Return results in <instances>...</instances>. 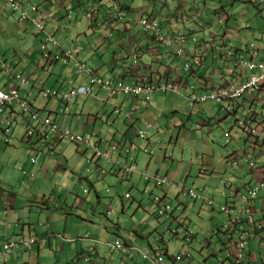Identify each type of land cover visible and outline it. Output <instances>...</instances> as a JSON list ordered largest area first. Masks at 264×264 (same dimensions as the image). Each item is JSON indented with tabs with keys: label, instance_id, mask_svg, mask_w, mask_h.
Listing matches in <instances>:
<instances>
[{
	"label": "rangeland",
	"instance_id": "rangeland-1",
	"mask_svg": "<svg viewBox=\"0 0 264 264\" xmlns=\"http://www.w3.org/2000/svg\"><path fill=\"white\" fill-rule=\"evenodd\" d=\"M119 1L123 5L132 7V15L135 17L145 13L144 9L146 7H148V12H151L153 7H155L154 15L159 16L165 15L167 11L181 4L177 0H168L167 3H165L166 0ZM203 1L198 0V3L203 4ZM185 3L187 4L188 1L185 0ZM207 3L208 6H226L221 12L228 13L230 16V19L223 17L224 21L227 22V27L238 31L242 35V40L246 38L258 39V44L264 46V6L258 7L244 0L235 1L234 3H232V0H215L214 2L210 0ZM213 14L209 9L205 12L206 17ZM241 15L244 17H241ZM19 18V14L12 13L4 1L0 0V54L7 61L13 62L16 72L21 71L26 78L38 80L37 88L35 89H41L42 86L45 88L51 86L59 87L61 84L58 82V78L61 75V77L69 75L74 78L75 74L72 65L54 64L52 61L43 59V54L39 50L41 44L35 47L37 41L29 36V32L34 31L36 25L31 22L17 23ZM208 21L213 23V26H210L212 30H227L226 27L222 28L214 17ZM248 22L251 24V28L246 27ZM90 24V21L85 19V14H79L72 22L69 21L68 25L60 28L57 36L53 30L61 44L57 46L50 43L49 48L50 50H56L62 47L63 50L61 52L73 49L78 50L80 58L87 62L88 65L99 66V71L104 72L108 70V62L110 65L113 61V52L118 53L121 49L120 44L128 41L127 34L124 33L126 24L118 21L113 23L104 21L100 24L104 26L100 32H95L90 27ZM139 29L140 27L137 25L133 29V34L141 35L139 34ZM114 31L117 32H115V35ZM111 32H113V35L109 37L108 35ZM122 33L126 35L121 37ZM78 34L80 35L78 36ZM199 35L205 37L206 32ZM141 37V44L148 42L149 37L145 35H141ZM155 45L156 42L152 43V46ZM129 48L130 50L132 49L131 43ZM161 49L163 58H155L156 62L150 56L152 53L147 55L145 61L148 63V72H151V67L154 73L167 72L174 61L172 67L179 65L178 74L180 76L184 75V59L181 57L176 58L174 54L168 53V49L163 46H161ZM88 53L91 54L88 55ZM131 63H133L132 59L128 61V64ZM116 68L125 72L122 61L117 63ZM70 71L72 72L70 73ZM109 73V75H112L113 70L109 71ZM79 77L83 78L84 76ZM8 79L9 75L5 72L3 74L0 73V87L8 89L9 84L17 83L16 80L9 81ZM188 79L189 82L186 81L180 85L181 91H175L170 88L167 91L158 89L152 92L150 103L145 102L148 106L140 102L134 104L129 101L130 97L125 96L116 97L109 102L97 101L92 97L78 98V96L76 97L78 99L75 100L73 98L70 100L72 101L71 103H61L59 99L56 102L42 98L40 95L41 91H38L40 96L38 99L39 103L43 106L47 105V110L43 111V117L46 118L48 115L51 119L56 118L73 132H82L81 126L85 123L89 125L87 136L93 140L98 137L96 138V136L91 134L92 131H96L100 137L107 140L111 138L113 131H116L118 136H121L122 132H127V142L133 143L134 149L131 155L126 152V158L124 157L123 160L125 162V159H127L131 164V160L134 158L138 168V172L129 175L122 174L121 176L105 174L100 171L99 174L102 175V178H96L97 182H95V186H92L91 181H88L86 176L98 173L97 164L94 162L95 158H93V149L85 142H72L65 139L56 149V154L51 158L67 163L66 166L70 169L73 168L78 173L73 172L76 176L81 174L83 180L80 183L72 184L70 187L65 186V184L62 185L59 178H51V182L57 188L54 198L61 199V188L65 187L67 190L61 200L68 195L70 199L68 204L73 205L77 200L79 203L84 204L85 209H89L85 212L83 207L76 208L74 209V214L75 216L80 214L86 218L89 229L85 230V233H89L94 237L100 235V237H96L100 241L113 242L118 237L130 236L135 244L138 247H143L144 250H147V248L152 250L159 249L160 251L169 249L170 255L177 256L182 249H186L194 254L195 261L199 264H206L205 262L207 264H218L217 256H210V252L218 253L220 257L226 256L229 252L222 240V234L218 235L215 233L218 229L220 230V226L223 229L229 218V212L227 210L220 211L219 206L221 203L230 202L235 207H240V198L235 195V185L240 186L252 180L250 167L246 163L232 166L229 156L231 153L245 152L246 150L253 152L255 137L252 136V141L239 125L232 127L235 116L230 115L228 110L217 102L212 101L202 104L198 102L195 106H192L188 101L187 95L190 93V84L197 83L199 78L188 77ZM63 85L65 90L70 88L67 84ZM23 91L25 93L27 89ZM103 95L101 94V96ZM122 103H126V108H131L132 105L139 106L140 110L143 111L138 114L141 120L134 122V119H131L130 122L134 125L130 126L123 116L114 114L115 106H119ZM261 103L264 104V99ZM56 104L58 105L57 107ZM55 107L57 113L50 114L49 110L55 109ZM60 108H66L67 112L62 114ZM258 108L260 112L263 111L264 113L262 105ZM240 112L247 116L249 115L248 110L244 107L240 108ZM94 115L98 117L96 120ZM150 122L154 123L156 128L147 129ZM180 124L183 125L180 126ZM141 130H147L146 139L138 135ZM109 133L110 135H108ZM106 146H103V149L106 150ZM145 147L149 148V153L145 152ZM2 151L5 154H2V158H0V172L5 177H8L10 184L23 188L21 185L22 174L20 166L22 165V160L27 158L25 147L21 143H16L14 147L3 145ZM170 154H173V158L166 157V155ZM254 156L260 165L264 164V149L256 150ZM96 161L101 166L107 165L104 159H96ZM236 170H239L238 173H236ZM260 170H263V167H260ZM143 171H147L149 174L160 173L161 175H167L169 179L177 183L176 185L183 183L186 188H196L205 196L211 195L214 197L217 206L212 209V206L200 199L183 195L181 197L185 200L187 208L179 209L177 204L169 199L168 201L173 203L174 215L171 217L167 213L165 217H162L159 214L158 203L154 201V198L152 199L148 195L144 197L142 192L137 193V191L150 188L153 195H160L163 193L162 190H170V188L168 186L157 188L154 182H146L141 176ZM36 179L34 180V189L32 191L39 194L42 188L38 186ZM227 179H231L234 184ZM85 188L89 189L88 193L84 192ZM109 188L110 191H108ZM76 189L77 192L75 193ZM128 191H130V194L133 193L131 197H127ZM179 191L175 192V196ZM97 192H99L100 196L97 195ZM231 198H234L235 203L232 202ZM139 201L143 202V204L140 205ZM59 203L62 204L61 202ZM68 210L64 209L62 212H68ZM89 211L91 212L89 213ZM41 220L44 223L48 222L47 218H42ZM179 221L181 223H189L193 229V235L189 237V240L185 237L184 226L182 224L178 225ZM94 224H96L95 228ZM170 227L171 230H169ZM60 228L63 231L64 224H60ZM101 228H103L105 233L94 231ZM180 228L182 230L175 235L174 230H180ZM247 228L252 230L253 227L247 224ZM186 243L193 244L190 246ZM91 245L92 243L89 242L86 246V256L89 255L88 251H91ZM250 246L253 247V252L256 255L264 259V239L259 236L252 238ZM46 247L48 251L42 254V264H62V255H58L59 262L52 260L56 257V254L50 249V246ZM97 249L99 254L96 253L92 256L89 262L83 261L84 264H93L97 261L100 264H112L111 257L116 262H119L121 256L118 253L126 257L121 253V250L112 251L104 243L99 245ZM135 254L138 256L135 259H130L129 264H153L151 261H145L139 248H136ZM35 256H38L37 249ZM164 256L166 262L170 264L172 260L166 255ZM235 258L233 256V259ZM37 262L38 260L35 263L38 264ZM79 262L83 264L82 260L78 261L77 257L72 258L70 261L64 260L65 264H78Z\"/></svg>",
	"mask_w": 264,
	"mask_h": 264
},
{
	"label": "clouds",
	"instance_id": "clouds-1",
	"mask_svg": "<svg viewBox=\"0 0 264 264\" xmlns=\"http://www.w3.org/2000/svg\"><path fill=\"white\" fill-rule=\"evenodd\" d=\"M3 1L12 13L20 15L17 23L31 22L32 24L36 25L34 31L29 32V36L34 39V33H36L37 38L41 40V46L39 50L43 54V59L52 61L54 64L63 63L68 66L72 65L74 68L75 77L73 78V76L69 75L61 77V75L58 78V82L61 84L59 87L51 86L45 88L42 86L41 89H35L37 88L36 84L38 80L26 78L21 73V71L16 72L13 62L7 61V59H5L4 56L0 54V73L3 74V72H5L7 75H9V81H17L15 84H9L8 89L0 87V92L14 95V91L17 90L19 94L18 96L23 100H27L28 102V108L25 109L20 100H15L10 104L7 103L8 101L5 99V97L0 96V101L1 99L4 100L7 105L0 112V144L2 145H0V158H2V154H5V152L2 151L3 145L14 147L16 143H21L26 149L27 160L29 159L30 161L28 166L34 167L36 164H42L41 160L45 157L51 158L54 154H56V149L65 139H68L72 142H85L93 149V158H95L94 162L97 164V175L99 178H102V175L99 174L100 171L101 173L105 174H113L114 170H119V174L121 175H129L138 172L134 158L131 160V164L129 160L125 159V162L123 160L124 157L126 158V152L131 155V152L134 149L133 143L120 141L122 139H116L115 141H112L110 145L106 146L105 150L103 149V145L102 147L100 145V139L97 138L99 137V134L96 131H92V134L97 138L93 140L91 137L89 138L85 132L79 133L67 129V127L62 126V124L56 118L51 119V117L48 115L46 118H44L43 111L47 110V105L43 106L36 104V99L31 97L29 94V90L32 89V87H34L33 89L36 91V97L39 95L38 91H41L40 95L42 98L54 100L56 102L59 99L61 103H71L72 101L70 100L73 98L76 100L78 98L84 97H92L97 101L109 102L114 98L121 96L130 98L138 97L141 100L150 103L152 92L158 89L161 91H167L170 88H173L175 91H181L180 85L184 84L186 81L189 82L188 77H196L199 78V80L197 83L190 84V93L187 95L188 101L192 106H195L198 102L202 104L212 101L221 104L223 108L228 110L230 115L235 116L232 127L239 125L237 123L238 117L250 119L251 124H253L254 127H261V125L264 124L263 114L260 113L257 107H253V105H257L256 102H259L260 99H264V96H261L260 94L258 95L259 91L264 86V80H260V82H257L256 84H250L256 75L262 73L263 69L260 67L250 68L241 62L243 59L245 61H253L257 64L264 63V46L258 44V39L252 40V38H246L245 40H242V35L239 34L238 31H234L232 28L227 27V22L224 21L223 17L230 19V16L228 13L221 12L226 7L224 5L221 7L216 5L208 6L207 2L210 0H205V3L203 4H199L197 0H187V4H184L185 0H177L181 2V4L176 5L174 9L167 11L165 15L155 16V7H153L151 12H148V7H146L144 9L145 13H142L136 17L132 15V7H129L128 5L123 6V10H125L127 14L124 23L127 24V26L134 27L139 25L140 33L151 39H154L153 42H156V45L152 46L154 48V62H156L155 58H163L161 46L167 48L168 53L174 54L176 58L181 57L184 59L183 68L185 74L180 76L178 74V67L180 66L178 65L177 67H172L174 61L170 65V69L167 72L160 71L159 73H154L152 67L151 72H148V63L145 64L141 58L144 54L145 46L147 44L151 46V43L140 44L138 42L131 41L132 49L129 50L130 48H125L128 51V54L125 56H123L125 51L122 50L121 43L120 51L118 53L113 52V61L110 63V65L108 62V70L104 72L99 71V66L90 64L88 65L87 62L80 58L78 50L73 49L61 52V50H63L62 47H59L56 50H50V43L56 44L57 46H60L61 44L56 38L60 28L65 27L69 21L72 22V20L75 19V17L79 14H85V19L89 20L90 22L95 18L103 16L104 13L102 12V6L103 4H108L107 0H68L70 4L75 1L74 4H76V9L70 6L66 7L67 1L60 2L56 6L57 8L50 5V0ZM167 1L168 0H166L165 3H167ZM212 1L214 2L215 0ZM235 1L239 0H232V3ZM244 1L252 3L258 7L264 6V0ZM96 2L101 5V11L97 14H92L90 13L89 5ZM65 9L68 11L64 12ZM207 9L211 10L214 14L206 17L205 12ZM24 13H26V16L28 15V17L25 18ZM212 17L217 19L218 23L221 24V27H226L227 30L218 29L215 31L210 29V26H213V23L209 22L208 20H211ZM241 17L244 16L241 15ZM143 19L149 20L152 23V26L146 29L142 23ZM105 20L106 18L101 21ZM48 23L54 26L48 29L51 27L50 25L48 26ZM90 27L93 28L95 32H100L104 28V26L100 24L93 25L92 23L90 24ZM246 27L251 28L252 26L248 22ZM53 30L56 36L53 33ZM126 31H124V33H126ZM130 31L132 33V30ZM203 32H206L205 37L199 35ZM126 34L122 33L121 37H124ZM79 35L80 34H78V36ZM112 35L113 32H111L108 36L111 37ZM183 36L186 37L185 41H182ZM131 37H133V35ZM169 40H171V43H168ZM227 48L233 51L232 55H229L228 53L226 54ZM181 49L183 50L182 52ZM253 50H255L257 53L254 54ZM89 54L90 53H88V55ZM135 54L138 55L137 62L134 60ZM131 59L133 60V63L128 64V61ZM120 61L123 62L125 72H122L120 71L121 69L116 68L117 63H120ZM187 63L192 65V68L189 70L186 69ZM3 64H5V66H3ZM112 70L113 74L109 75V71ZM71 72L72 71H70V73ZM79 76L84 77L81 78ZM134 76H137L136 80H132ZM145 78L156 82L157 86L154 89L148 92H142L141 94H136L132 90H125L126 86L135 87L137 84L142 82V79ZM23 80H25V83H23ZM63 84L69 85L70 88L65 90ZM163 84H167V86L164 87ZM81 88H83V91H78V89L80 90ZM231 88L237 89L238 94L235 96L230 94L229 91ZM25 89H27V91L24 93L23 90ZM49 89L52 92H56L50 96H46L45 90ZM73 90H77V92L70 95ZM214 90L224 91V93L227 95L224 96L220 101L211 98H207L204 101L193 98L194 96L200 98L204 95L207 96ZM101 94L104 95L101 96ZM248 104L249 106L247 107ZM57 106L58 105L56 104V107ZM56 107L55 109L49 110L50 114L57 113ZM241 107H244L248 110V116L240 112ZM141 111L142 110H140L139 106L132 105L131 108H126V103H122L119 106H115L114 114L123 116L124 120L128 121L130 126H133L134 124L130 122V120L134 119L133 121L135 122V117L138 116ZM60 112L65 114L67 110L66 108H60ZM96 118L98 117L96 116L95 120ZM14 121L15 123H13ZM85 125L86 126H83L82 124L81 126L85 128L84 130L88 128L86 123ZM181 125L182 124H180V126ZM239 126L252 141V136L255 137V144L258 143V145H264V139L260 140L257 135L246 131L243 126ZM152 128H156V126L154 123L150 122L147 129ZM64 132H69L70 134L76 136L81 135L84 137V139L74 140L70 136H62V133ZM138 135L146 139L147 130H141ZM144 149L145 152H150L149 148L145 147ZM238 153L247 154L257 162V168H250V173L255 172V170H258L261 167L259 161L255 159L254 150L253 152L246 150L245 152L231 153L229 159L232 162V166L241 165L240 163H235L234 160L235 155ZM166 157L173 158V154L166 155ZM96 159H104L107 162V165H99ZM20 170L22 174L21 185L23 189L25 188L32 191V189L29 188H31V185H34V180L36 177L37 179L39 178V174L35 172L33 168L27 167V161L20 166ZM237 171L239 170H236V173H238ZM141 176L146 182H154L157 188H161L163 186L170 187L171 191L169 189H164L162 190L163 193L160 195H153L152 189L150 188H144L143 191H137L139 193L142 192L144 197L148 195L150 198H154V201L158 203L159 214L162 217H165L167 213L173 217L174 209L172 201L177 204L179 209L187 208L185 200L181 197L183 195H189L192 198L200 199L204 203L212 206V209L217 206L214 197L211 195L205 196L200 190H197L196 188H186L183 183L176 185L177 183L169 179L167 175H161L160 173L149 174L147 171H143ZM259 178L264 177L252 179L248 184L244 183L240 186L235 185V195L240 198V207H235L230 202L221 203L219 206L220 211L227 210L229 212L228 221L225 223L223 229H221L222 227L220 226V230L218 229V231H214L218 235L222 234V240L229 249V252L226 256L223 255V257H220L218 253L210 252L209 254L210 256L216 255L219 264H254L253 259H255L256 254L253 252L254 256L251 257L250 249V240L252 239L251 236L254 234L253 229H258V233L260 235L259 237L264 239V190H261L256 196H252L250 194V188H252V186L258 182ZM227 180H230L234 184L231 179ZM5 184H8L7 186L10 187H7ZM0 188L9 192H16V188L21 187L10 184L8 177H5L0 172ZM85 189V191L89 192L88 188ZM177 190L180 191L175 196V192ZM203 190L205 191L204 188ZM108 191H110V188ZM192 192H194L195 195H193ZM33 195L38 196L34 192ZM131 195L132 194H130V192H127V197H131ZM169 199L172 201H168ZM231 200L233 203H235L234 198H231ZM1 206L7 213L9 208L12 206V202L7 199L2 201V203L0 201V207ZM106 217L108 218V216ZM41 223L44 224V222ZM181 224L184 226L183 229L186 231L185 237L187 240H189V237L193 235V229L190 227L189 223H181L179 221L178 225ZM247 224L253 227L252 230L247 228ZM44 225L50 226V223L48 222ZM237 229L240 231L236 232ZM169 230H171V227ZM181 230L182 228H180V230L175 229V235H177ZM242 236L244 238H242ZM228 237H230V239H228ZM32 238H34L35 241L31 242L29 245L22 243V240L29 241ZM85 238L92 242L90 247L91 251H88L89 255L85 256L86 260L88 261H90L92 256H94L96 253L99 254L97 248L99 245L104 243L112 251L117 249L121 250V253L126 256V258L129 257L130 259H135L138 256L135 254V251L136 248H139L140 252L143 253L145 261H151L153 264H168L164 255L172 260L170 264H199L195 261L194 254L186 249H182L181 253H179L177 256L170 255L169 249L160 251L159 249L152 250L151 248H147V250H144L143 247H138L130 236H125L123 238L118 237L113 242L100 241L98 238L92 236L89 233L86 234ZM40 240L41 238L39 235L32 234L8 236L3 241L0 248V260L6 264L15 250H29L36 243H39ZM242 240L246 241V246L244 249L240 250L238 248V243ZM201 241H203V239H201ZM13 242H16L17 244L14 245ZM186 244L192 246L193 243ZM233 256L236 258L233 259ZM116 263L119 264L118 262ZM263 263L264 259L261 258V264Z\"/></svg>",
	"mask_w": 264,
	"mask_h": 264
},
{
	"label": "crops",
	"instance_id": "crops-1",
	"mask_svg": "<svg viewBox=\"0 0 264 264\" xmlns=\"http://www.w3.org/2000/svg\"><path fill=\"white\" fill-rule=\"evenodd\" d=\"M50 5L53 7H56L60 2L67 1L66 7L70 6L75 8L74 2L70 4L68 0H50ZM79 6V2H78ZM76 9V8H75ZM68 10H64V12H67ZM57 12V11H56ZM59 12V11H58ZM75 15V14H74ZM59 19V15H58ZM69 23V22H68ZM67 23V25H68ZM51 27L54 25H50ZM134 26H127L126 24V33L128 34V41L122 43V50H124L123 56L128 54V51L125 49L129 47L131 41L138 42L141 44L142 37L139 30V34L141 35H134L133 29ZM132 30V33L131 31ZM59 32V31H58ZM133 35V37H131ZM154 43L151 38H148L147 43ZM145 43V44H147ZM149 46L148 44L145 46L144 54L142 56V60L145 64H147L146 57L147 55H150L152 53V57L154 56V48ZM130 50V49H129ZM35 72V71H34ZM33 72V73H34ZM137 76H134L132 80H136ZM35 90L30 89L29 94L31 97L36 99V104L41 105L38 101L39 95L35 96ZM264 96V86L259 91L258 95ZM129 101H132L134 104L140 102L141 104H145V101L141 100L138 97H131ZM261 99L259 102H256L257 105H253V107H257L259 110V106L262 105V108L264 109L263 104L261 103ZM143 111H141L142 113ZM139 113V114H141ZM263 114V111L260 112ZM136 120H141L139 116L135 117ZM128 122V121H126ZM257 122V121H256ZM62 126H64L63 122L60 121ZM129 123V122H128ZM130 124V123H129ZM183 125V124H182ZM83 126H86L83 124ZM66 127V126H64ZM82 132H89V125L86 130L85 128L81 127ZM76 132V131H75ZM92 134V132H91ZM110 135V133L108 134ZM107 135V136H108ZM100 140V145L102 147L105 145H110L112 141H115L116 139H122L120 141H127V132H122L121 136L116 135V131H113V134L109 140L104 139L102 137H98ZM249 142V140H248ZM260 144V143H259ZM1 145V144H0ZM254 147L252 150L256 152L258 149H264V145H258V143L253 144ZM2 146V145H1ZM1 154V153H0ZM27 161V167L33 168L35 172L39 174V178L37 179L38 186L42 188L41 193H35L38 196H34L32 191L25 190V188H16V192H9L7 190H2L0 188V201L4 200H10L12 202L11 208H9V211L6 213L5 209L0 207V248L2 246L3 241L8 236L13 235H39L41 240L39 243H36L31 249L29 250H15L13 255L10 256L8 263L6 264H36V260H38V264H42V254L43 252H47L48 249L46 246H50V249L54 251L56 254V257H54L52 260H56L59 262L58 255L61 254L64 263V260L70 261L72 258L77 257L78 261L89 262L86 260V246L91 242L90 240L86 239V233L85 230L89 229L87 225V220L85 217L78 214V216H75L74 209L83 207L85 212H87L89 209L84 207L83 203H79V201L76 200V203L73 205L68 204L70 202V199L68 195L65 196L63 200H61L64 197V193L67 190L65 187H62V193L60 194L61 199L54 198L55 192L57 188L52 184L51 178H59L62 182V185L65 184V186L70 187L72 184H76L77 182L80 183L82 181L83 176L79 174V176H76L73 172L77 173L73 168L70 169L66 166L67 163H62L61 160L55 161L52 158L45 157L42 159V164H36L34 167L28 166L30 163L29 159L25 158L22 160V164H24ZM68 162V159H67ZM72 167V165H71ZM263 167V170H255V172H252V179H257V177H264V165H261ZM13 172V171H12ZM238 172V171H237ZM78 174V173H77ZM115 176H121L119 174V170H114L113 174ZM88 181H91L92 186H95V182H97V179H100L97 174H92L90 176H86ZM6 185V184H5ZM8 185V184H7ZM6 185V186H7ZM10 187V186H7ZM170 188V187H168ZM34 189V185H31V188ZM86 190V189H85ZM85 193H88L85 191ZM77 192V189L75 190V193ZM97 195L100 196L99 192H97ZM61 202L62 204H60ZM68 210L64 213L62 210ZM67 212V213H66ZM91 211H89L90 213ZM40 218V219H39ZM42 218H47V221L50 223L49 225H44L47 223H41ZM60 224H64V230L61 231ZM96 224H94L95 228ZM95 232L99 233H105L103 228L101 229H95ZM97 234V233H95ZM96 237H100V235H96ZM49 242V243H47ZM47 243V244H46ZM92 243V242H91ZM252 248V247H251ZM36 249L38 251V256L34 257L36 254ZM121 256L119 264H129L130 258L123 257L121 254H118ZM254 256L253 248L251 249V257ZM84 259V260H83ZM258 261V262H257ZM111 263L117 264L116 261L111 257ZM207 264V262H205ZM254 264H261V256L255 255V259H253ZM0 264H5L3 261L0 260ZM78 264H81L79 262ZM93 264H100L99 261L93 263ZM219 264V263H218ZM264 264V263H263Z\"/></svg>",
	"mask_w": 264,
	"mask_h": 264
},
{
	"label": "built area",
	"instance_id": "built-area-1",
	"mask_svg": "<svg viewBox=\"0 0 264 264\" xmlns=\"http://www.w3.org/2000/svg\"><path fill=\"white\" fill-rule=\"evenodd\" d=\"M107 1H108V3H112V5L115 7L114 10L117 12L118 17L123 18V19L126 18L127 14H126L125 10H123V8H122L123 5L120 1H118V0H107ZM89 6H90V13H92V14H97L101 11V5L98 4L97 2L91 3ZM24 17L26 18V17H28V15L26 16V13H24ZM142 23L144 24L146 29H148L149 27L152 26V23L146 19H143ZM185 40H186V37L183 36L182 41H185ZM168 43H171V40H169ZM182 51L183 50L181 49V52ZM227 53L229 55H232L233 51L231 49L227 48L226 54ZM253 53L256 54L257 52L255 50H253ZM134 60H135V62L138 61V55L137 54L134 55ZM241 62L243 64L249 66L250 68L260 67L263 69L262 73L259 75H256L250 84H256L257 82L259 83L260 80L261 81L264 80V63L257 64L253 61H245L243 59L241 60ZM3 66H5V64H3ZM191 68H192V65L190 63H187L186 69L189 70ZM23 83H25V80H23ZM156 86H157L156 82H153V81L149 80L148 78H145V79H142V82L140 84H137L135 87L126 86L125 90L126 91L132 90L136 94H141L142 92H148V91L154 89ZM163 86L166 87L167 84H163ZM78 91H83V88H81L80 90L78 89ZM237 91H238L237 89L231 88L229 92H230V94L235 96L238 94ZM55 92L56 91L52 92L50 89L45 90V95L50 96L51 94H54ZM76 92H77V90H73L70 95L75 94ZM18 95L19 94H18L17 90L14 91V95L13 94H7L5 92H0V96L5 97V99L8 101L7 103L11 104L15 100H20L22 102L23 107L25 109H27L28 108L27 100L21 99ZM226 95L227 94H225L224 91L214 90L212 93H210L207 96L204 95L201 98L194 96L193 98L198 99V100H203V101L207 98H211V99H217L220 101ZM5 106H7L5 101L1 99V101H0V112L4 109ZM237 123L239 125L243 126L246 131H248L250 133L252 132L253 134L257 135V137L260 138V140L264 139V124H262L261 127H254L253 124H251V120L246 119L245 117H243V118L238 117ZM62 136H70L74 140H83L84 139V137L81 135L76 136V135L70 134L69 132L62 133ZM234 160H235V163H240V164L246 163L252 169L257 168V162L247 154L238 153L235 155ZM261 190H264V178H259L258 182L256 184H254L252 186V188H250V194L252 196H256ZM192 194L195 195L194 192H192ZM230 226H231V224H230ZM239 231H240L239 229L236 230V232H239ZM242 238H244V237L242 236ZM34 241H35V239L32 238L29 241L22 240V243H24L25 245H29L31 242H34ZM13 244L16 245L17 243L13 242ZM245 246H246V241H244V240L239 241L238 248L240 250L244 249Z\"/></svg>",
	"mask_w": 264,
	"mask_h": 264
},
{
	"label": "trees",
	"instance_id": "trees-1",
	"mask_svg": "<svg viewBox=\"0 0 264 264\" xmlns=\"http://www.w3.org/2000/svg\"><path fill=\"white\" fill-rule=\"evenodd\" d=\"M119 1V0H118ZM195 1V0H194ZM197 2H198V0H197ZM203 3H205V0L203 1ZM123 5V4H122ZM124 6V5H123ZM126 6V5H125ZM123 8V7H122ZM126 8V7H125ZM115 9V7L112 5V3H108V4H103V6H102V12L104 13V15L103 16H101V17H99V18H95V19H93L90 23H92L93 25H99V24H102L104 21H101V20H103V19H105L106 18V20L105 21H108L109 23H113V22H115V21H118V22H121V23H124V21H125V18L123 19V18H120V17H118L117 16V12L114 10ZM115 32L116 31H114V35H115ZM117 33V32H116ZM34 36H35V38H34V40L35 41H37L36 42V46L35 47H37L39 44H40V42H41V40L39 39V38H37V35H36V33H34ZM119 38V37H118ZM91 54V53H90ZM89 54V55H90ZM246 184H248V183H250V181H248V182H245ZM128 192H130V191H128ZM137 193H139V192H137ZM132 195H133V193H132ZM139 203H140V205H142L143 203L142 202H140L139 201ZM253 232H254V234H252V236H251V238H255V237H258V236H260L259 235V233H258V229H253ZM253 248V247H252ZM252 248H250V249H252ZM254 250V249H253ZM98 254V253H97ZM262 258V257H261ZM263 259V258H262Z\"/></svg>",
	"mask_w": 264,
	"mask_h": 264
}]
</instances>
